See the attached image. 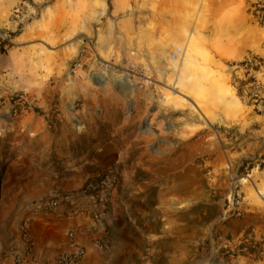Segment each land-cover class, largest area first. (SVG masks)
Segmentation results:
<instances>
[{
    "label": "rangeland",
    "instance_id": "1",
    "mask_svg": "<svg viewBox=\"0 0 264 264\" xmlns=\"http://www.w3.org/2000/svg\"><path fill=\"white\" fill-rule=\"evenodd\" d=\"M256 3L264 9V0H0V90L16 89L0 91V110L20 115L31 107L15 101L29 100L27 81L63 74L94 86V99L75 108H99L90 122L114 126L107 170L118 185L99 234L109 249L93 239L94 254L78 264H264V13L253 15ZM82 50L87 64L75 78L69 67ZM89 54L118 66L130 60L150 80L94 79ZM19 144L20 167L35 171L16 178L17 148L0 141V248L15 222L22 232L28 206L61 183L45 171L55 167L46 138ZM235 188L243 203L225 216ZM200 206L211 207L204 225Z\"/></svg>",
    "mask_w": 264,
    "mask_h": 264
},
{
    "label": "crops",
    "instance_id": "2",
    "mask_svg": "<svg viewBox=\"0 0 264 264\" xmlns=\"http://www.w3.org/2000/svg\"><path fill=\"white\" fill-rule=\"evenodd\" d=\"M27 83L31 94L28 96L30 109L18 116H12L9 110L5 109L8 105L0 110V137L11 140L17 148L12 158L14 176L18 179L32 178L35 171V166L20 167L25 157L20 155L19 141L26 139L28 143H34L39 138H46L50 145L48 153L52 156L55 167L51 165L50 169L48 166L45 171H50L56 179H61V183L54 182L48 189L51 192L58 191V194L71 191L70 189H81L89 178L104 172L103 169H109V163L113 162L116 156V153L108 149L116 143L114 126L105 124L101 118H98V123L90 122L91 115H102L101 109L77 110L74 106L81 99L88 102L93 100L94 86L88 80H71L63 74L49 84L38 83L39 87L33 80ZM12 85L11 88L2 85L1 94L15 92V83ZM5 140L0 138V141ZM27 156V161L30 162L29 152ZM31 157L34 158L33 152ZM80 207L83 212L78 214H74L68 205L49 213L34 214L31 213L30 205L28 206L27 212L22 216L24 215L29 224L28 244L31 258L42 264H52L60 254L69 249L67 234L70 231L76 234L77 242L86 249V256L94 254L92 240L97 234L94 235L91 230L93 210L89 208V211H86L85 206ZM109 217L110 211L104 218L108 227L111 223ZM12 229L9 242L0 248V264L10 259L14 248L28 247L17 222L13 224ZM99 234L104 235L103 231Z\"/></svg>",
    "mask_w": 264,
    "mask_h": 264
},
{
    "label": "built area",
    "instance_id": "3",
    "mask_svg": "<svg viewBox=\"0 0 264 264\" xmlns=\"http://www.w3.org/2000/svg\"><path fill=\"white\" fill-rule=\"evenodd\" d=\"M181 54L182 48H177L171 53L170 59L176 61ZM87 55V51L82 50L75 61L71 63L69 67L71 76L82 78L83 71L87 64ZM89 59L93 61L96 67V72L93 73L94 79H96V77L106 78L107 76H114L128 82L136 81L137 84L141 86L144 85L145 82L148 83L150 80L146 70L139 72L137 67L130 60H127V63L123 66H118L93 54H89ZM15 101L22 106L29 104L27 96L23 93L18 94ZM117 185V173L112 170H106L96 175V177H93L90 182H86L78 191H68L54 195L48 199L35 201L30 205L31 213H49L62 206L68 205L74 214H78L79 212H83L80 206H85L86 211H89V208L93 210L91 212V217L94 224L91 230L93 233L97 232L98 234L100 231H103V216L113 200ZM78 201H81V203H77ZM242 203V192L235 188L228 197V205L227 209L224 211V215H228L229 212L233 211L234 207L239 208ZM28 225L26 221L22 226V233L26 244H28ZM67 237L70 242L69 249L60 254L52 264H78L85 258L87 253L86 249L77 242L76 234L70 231ZM93 244L94 247L100 251L109 249V241L99 237V235L95 236ZM27 246L28 247L25 249H20L19 247L14 248L11 252L10 259L2 264H42L30 257V246L29 244Z\"/></svg>",
    "mask_w": 264,
    "mask_h": 264
},
{
    "label": "trees",
    "instance_id": "4",
    "mask_svg": "<svg viewBox=\"0 0 264 264\" xmlns=\"http://www.w3.org/2000/svg\"><path fill=\"white\" fill-rule=\"evenodd\" d=\"M259 5H261V4L260 3H256V4H253L252 5L253 8H256V11L253 13V15L255 17H259L258 16V13H264V9L257 10V8H258ZM261 18H262V21L264 22V16H262ZM263 22H261V23H263ZM204 209H205V211L203 210V208L201 206L195 208V211H197L198 214H199L198 216H203V218L201 217V220H200V222L202 223V225L207 224V222H209V218H208L209 213H208V211L211 210V207L210 206H206ZM215 210H216V208H214V211ZM196 251L197 252L195 254L197 255L198 250H196Z\"/></svg>",
    "mask_w": 264,
    "mask_h": 264
},
{
    "label": "bare ground",
    "instance_id": "5",
    "mask_svg": "<svg viewBox=\"0 0 264 264\" xmlns=\"http://www.w3.org/2000/svg\"><path fill=\"white\" fill-rule=\"evenodd\" d=\"M84 76V75H83ZM84 78V77H83ZM86 86H88L87 84H85ZM90 88V87H89Z\"/></svg>",
    "mask_w": 264,
    "mask_h": 264
},
{
    "label": "water",
    "instance_id": "6",
    "mask_svg": "<svg viewBox=\"0 0 264 264\" xmlns=\"http://www.w3.org/2000/svg\"><path fill=\"white\" fill-rule=\"evenodd\" d=\"M193 264H198V263H193Z\"/></svg>",
    "mask_w": 264,
    "mask_h": 264
}]
</instances>
